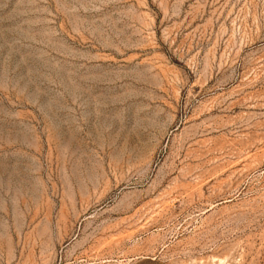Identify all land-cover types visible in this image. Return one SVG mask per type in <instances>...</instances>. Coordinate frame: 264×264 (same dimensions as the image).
<instances>
[{"label":"rangeland","instance_id":"rangeland-1","mask_svg":"<svg viewBox=\"0 0 264 264\" xmlns=\"http://www.w3.org/2000/svg\"><path fill=\"white\" fill-rule=\"evenodd\" d=\"M0 264H264V0H0Z\"/></svg>","mask_w":264,"mask_h":264}]
</instances>
